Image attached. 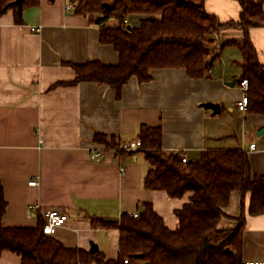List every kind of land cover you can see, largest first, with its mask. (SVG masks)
<instances>
[{
  "label": "crops",
  "instance_id": "0c3cea01",
  "mask_svg": "<svg viewBox=\"0 0 264 264\" xmlns=\"http://www.w3.org/2000/svg\"><path fill=\"white\" fill-rule=\"evenodd\" d=\"M65 3L40 0L23 10L22 24L15 22L12 9L0 16V178L8 202L4 226H37L44 209L57 208L69 218L52 237L73 248L89 250L97 244L107 259L118 256L119 230L95 228L91 216L117 219L149 205L168 229H179L176 210L191 193L172 197L145 188L149 165L144 154L105 149L93 140L97 132L123 142L137 138L142 124H162L163 148L168 153L183 152L198 161L206 149L242 147L250 155L253 173L264 174V115L237 106L243 95V58L236 44L219 49L221 55L232 54L231 63L216 60L208 77L192 79L184 69H155L152 81L140 84L132 77L120 99L107 84L53 86L75 78L70 62H119L114 47L100 42V27L85 15L67 11ZM205 7L223 22L240 18L238 0H205ZM141 17L130 15L129 22L138 25ZM243 35L233 26L214 37L219 46ZM249 35L264 64V26L250 28ZM209 101L220 104L219 113L202 106ZM98 150L102 154L94 158ZM33 180L37 183L30 185ZM250 199L248 192L243 258L264 261V214L249 213ZM241 202L240 193L234 192L227 213L238 216ZM32 204L39 208L33 210ZM235 224L224 218L219 226ZM21 263L15 252L5 250L0 255V264Z\"/></svg>",
  "mask_w": 264,
  "mask_h": 264
},
{
  "label": "trees",
  "instance_id": "16d2710c",
  "mask_svg": "<svg viewBox=\"0 0 264 264\" xmlns=\"http://www.w3.org/2000/svg\"><path fill=\"white\" fill-rule=\"evenodd\" d=\"M13 1L0 0V16L12 9L18 24L23 23V10L40 2L24 0L19 12L17 5H11ZM71 1L77 4L75 12L100 27V42L114 47L119 62H70L75 78L53 86L81 82L107 84L120 99L132 77L140 84L152 81L155 69H184L192 79L208 77L218 50L236 44L243 58L240 78L249 82L247 112L264 115V64L259 61L249 35L250 28L264 26V0H238L239 20L226 22L207 11L205 0ZM106 3L112 6L111 10L106 9ZM133 14L142 16L138 25L129 22ZM233 26L243 30V37L227 39L218 46L214 35ZM138 138L141 147L137 151L144 154L149 165L143 178L144 187L165 191L172 197L191 193L189 201L176 210L180 223L177 231L168 229L163 218L149 205L143 206L145 211H139L137 218L128 212L117 219L91 216L93 227L119 230L118 256L107 259L101 251L91 253L83 248L67 247L46 235L42 216L37 226H4L2 219L8 202L0 178V255L5 250L15 252L21 256V264H245L246 193H251L249 213L264 214V174L253 173L248 151L242 147L210 148L203 151L198 161L183 163L179 153L164 150L162 124H142ZM93 140L105 149L126 152L114 135L109 138L97 132ZM234 192L242 196L238 216L226 211ZM224 218L234 220L235 226L220 227Z\"/></svg>",
  "mask_w": 264,
  "mask_h": 264
},
{
  "label": "built area",
  "instance_id": "2783aa9c",
  "mask_svg": "<svg viewBox=\"0 0 264 264\" xmlns=\"http://www.w3.org/2000/svg\"><path fill=\"white\" fill-rule=\"evenodd\" d=\"M65 8L67 11H74L77 8V4L75 2H72L71 0H66ZM32 30L35 31L39 29L36 27H32ZM240 86L243 91V95L237 101V106L241 111H247V107H248L247 91L249 89L248 79L244 78L243 80H241ZM140 147H141V139L138 137L135 139L123 141L120 144V148L126 152H135L138 149H140ZM254 147H255V143L250 144V148H254ZM101 154L102 152L98 150V151H94L92 155L94 158H99ZM179 154L181 156L182 162L187 163L189 160L187 155L183 152H180ZM123 170H125L124 167H122V171ZM36 183H37L36 180L29 182L30 185H35ZM31 208L33 210H37L39 206L38 204H32ZM132 215L137 218L139 217L140 212L139 211L133 212ZM42 217L45 220L43 226V232L48 236H52L56 228L63 226L67 222L69 218V214L57 208H49V209H44L42 211ZM124 262L127 263L128 260L125 259ZM245 264H264V261L250 260V261H246Z\"/></svg>",
  "mask_w": 264,
  "mask_h": 264
},
{
  "label": "water",
  "instance_id": "95a60500",
  "mask_svg": "<svg viewBox=\"0 0 264 264\" xmlns=\"http://www.w3.org/2000/svg\"><path fill=\"white\" fill-rule=\"evenodd\" d=\"M23 1H24V0H14V1L11 3V5H17V6H18V11H19V12H22V9H23ZM105 7H106L107 10H111V9H112V6H111L110 4H108V3L105 4ZM230 84H231V85H234L233 82H230ZM202 106H203L204 108H207V109H212L215 113H219L220 110H221V106H220V104H219V103H216V102H211V101H209V102H204V103H202ZM140 211H141V212H144V211H145V209H144L143 206H141ZM98 250H99V248H98L97 244H92L91 248L89 249V251H90L91 253H95V252H97ZM227 251H230V250H227Z\"/></svg>",
  "mask_w": 264,
  "mask_h": 264
},
{
  "label": "rangeland",
  "instance_id": "374dc122",
  "mask_svg": "<svg viewBox=\"0 0 264 264\" xmlns=\"http://www.w3.org/2000/svg\"><path fill=\"white\" fill-rule=\"evenodd\" d=\"M135 18L136 17H134L133 19L135 20ZM131 20L132 21V23H133V21L134 20ZM235 49H236V51L238 50L240 53H241V51H240V48H239V46H236V47H234ZM239 53V54H240ZM242 54V53H241ZM230 57H232V54H228L227 53V51H224L223 53H222V55H221V51L219 50L218 51V55H217V61H218V63H220V62H227V63H231V58ZM236 62V59H234V63ZM240 63V62H239ZM238 193V192H237Z\"/></svg>",
  "mask_w": 264,
  "mask_h": 264
}]
</instances>
